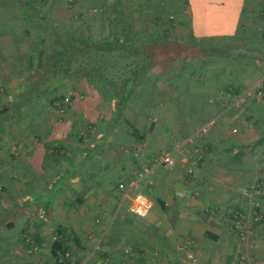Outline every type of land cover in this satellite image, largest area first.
I'll list each match as a JSON object with an SVG mask.
<instances>
[{"label":"crops","instance_id":"1","mask_svg":"<svg viewBox=\"0 0 264 264\" xmlns=\"http://www.w3.org/2000/svg\"><path fill=\"white\" fill-rule=\"evenodd\" d=\"M133 1L128 18L150 25L174 22L183 35H169L166 40L181 42L185 49L182 56L167 58L165 65L159 63L152 70L150 79L164 85L155 100L165 101L162 126L166 133L151 124L144 143V133L129 119L133 126L121 121L107 135L106 119L111 113L100 111L98 105L78 108L88 123L91 116L100 113L96 127L89 123L78 142L68 141L72 137L70 125H39L41 111L29 106L34 101L21 104L20 110L9 106L26 94L29 83L35 80L16 74L25 67L18 53L25 52L32 35H8L11 31L0 35V84L18 87L15 94H3L0 111L11 108L12 114L19 115L17 112L24 110L22 115L26 116L35 111V118L14 123H3L6 116L0 113V183L5 190L0 191V264H35L36 258L42 257L41 264L53 261L50 249L48 258L44 251L54 240L55 228L74 226L83 242L92 237L93 216L100 212L103 222H108L107 229L79 264H94L107 255L114 264H233L234 245L241 241L231 228L229 213L246 204L245 189L264 173V93H254L259 88L264 91V0ZM215 24L222 28L211 32L213 35L202 28ZM157 67L165 69L157 71ZM149 91L154 94L155 85H150ZM155 105L163 107L160 102ZM173 127L176 140L167 134ZM47 145L59 149L61 158L47 157ZM126 146L132 151L130 158L118 149ZM4 150L7 157L2 155ZM166 153L175 157L176 166L160 163ZM144 169L150 173L133 191L145 187L153 202L147 215L152 217L150 228H145L142 219L147 216L128 210L118 188L120 182L129 183ZM66 176L70 182L60 191L37 190L42 185L36 181L52 180L48 187L52 189ZM107 184L120 194L102 187ZM163 205L174 208L170 215ZM121 208L125 212L123 223L115 234L111 229ZM171 215L178 217L169 236ZM138 217L142 231L126 235L124 223L131 221L137 226ZM24 231L38 236L34 255L26 252ZM249 235L254 238L253 251L264 264V223ZM123 241L132 242L133 247H121ZM101 247L109 248H103L104 253L97 258ZM14 249L17 255L4 256Z\"/></svg>","mask_w":264,"mask_h":264},{"label":"rangeland","instance_id":"2","mask_svg":"<svg viewBox=\"0 0 264 264\" xmlns=\"http://www.w3.org/2000/svg\"><path fill=\"white\" fill-rule=\"evenodd\" d=\"M3 2H5L7 5L4 6ZM21 3V4H20ZM22 4L27 5H33L37 9H39L40 13L44 16L50 18L56 23H62V24H70L76 30L80 33H86L88 35L93 34L96 37L103 36L102 34H109L111 30L113 29L118 36L124 37V35L131 32L135 35H148L147 37H150L152 34L159 33L157 36H161V39L166 40V38L170 37L169 35H183L181 33V29H177L174 22L165 21L164 24H158L155 25L153 23L150 24H139V20H136L133 22L131 19L130 21L127 18V13L132 12V8L134 5L133 0H0V35L4 34V31H11L8 35H32L31 39L32 42L26 45L25 52H20L18 55L22 56L23 61L22 65L25 66L19 71H16V74H18L21 77H36L38 76L34 69L37 66V57L38 53L40 51L41 47V36L38 35V33L35 31V29L29 27L27 25V22L23 19V6ZM14 5V6H13ZM19 5V6H18ZM22 11V15H21ZM7 18V19H6ZM6 21V22H5ZM138 21V22H137ZM5 22V23H3ZM197 28L199 29V25L196 24ZM202 28L207 31L208 35H213L211 32H220V29L222 28V25L215 24V25H204ZM197 30V29H196ZM168 35V36H167ZM195 54H197V51L194 50ZM196 59V57H195ZM27 65V66H26ZM162 68L157 67V71H162ZM42 72V71H41ZM35 73V74H34ZM38 73V72H37ZM33 74V75H32ZM150 85H155V92L153 94L149 93V89H145V85H141L138 87L137 90L144 89L145 92H142L141 95H136V97H133L131 103L125 110V116L127 119H129L134 126L139 128L144 135L142 136L141 143H144V140L149 136V130L148 127L152 124H157L159 127H161L160 133L165 135V127L162 125L164 124V121H162V118L165 117V101L160 98L159 100H155V96H159L161 91L164 89L163 83L156 82L154 79H150L146 87H149ZM1 86H3L5 89L2 90ZM18 91V87L16 85H1L0 84V101L3 102L4 98L15 94ZM3 94L6 96L4 97ZM95 94L94 96L97 98V104L100 109V111H107L109 113H112L115 108V101L111 99V91L108 86H105L102 83H98L96 81H80L76 77H71L70 79L65 80L61 85H52L49 90L41 94L40 96L36 97V100L33 102V104L29 105L36 106L37 109L41 111L40 117H39V125H53L54 123H61L63 125H72V130L70 134L72 137L68 141L78 142L80 139V136L82 134H85L89 123L88 120L84 117L83 112L80 113L79 105L81 103H86L87 101L91 100V95ZM139 94V93H138ZM159 94V95H158ZM69 96L71 98V104L69 105L67 111L63 114L61 113L53 104L51 103V99L53 96ZM149 96L151 98H149ZM154 98V99H153ZM155 102L162 103L161 108H157L155 105ZM11 103V102H9ZM11 108H7L5 110L6 113H3L2 110L0 113L4 114L3 117L6 116V118H3L2 122H8V123H14L17 120L20 122L22 121V118L28 119V117L34 116L35 111L30 112L29 114L22 115L21 112H17L19 115L12 114ZM19 110V108H18ZM32 110H35L33 108ZM39 112V111H37ZM15 113V112H14ZM39 114V113H37ZM37 118V117H36ZM181 121L179 123L180 127L183 125V117L180 118ZM35 121V120H34ZM37 121V120H36ZM126 126H128L127 123L122 121ZM182 123V124H181ZM99 124L101 125V121H99ZM169 129L172 130V127ZM169 136H175L174 139L176 140L178 138V135L174 131L167 133ZM161 135V134H159ZM175 142V141H174ZM74 143V142H73ZM4 144V143H3ZM75 144V143H74ZM85 145V144H84ZM154 146H158L155 145ZM127 147V148H126ZM124 148H119L120 151H123L126 157L130 158V155H132V151H130L129 146H126ZM154 148V147H153ZM18 151V150H17ZM2 154L4 157H7L6 150L3 151ZM20 154V151H18ZM1 153V152H0ZM18 154V155H19ZM123 154V153H122ZM123 154V155H124ZM176 171V170H175ZM1 176V175H0ZM1 178V177H0ZM135 178V177H134ZM126 181V180H124ZM145 180H142V182ZM20 182V181H19ZM96 182V181H95ZM131 182V181H130ZM141 182V183H142ZM41 184V188L37 189L38 191H50L48 188L49 185L52 182V180L44 179L42 181H36L35 184ZM103 188H106L107 191H116L119 195V190L117 188H112L110 185L102 186ZM145 189V187H144ZM143 189V191H145ZM36 190V191H37ZM0 191L3 190V187L0 183ZM96 191V190H95ZM101 191V190H97ZM148 194V192H146ZM123 195V193H122ZM120 195V196H122ZM149 195V194H148ZM97 200H100L101 197L95 196ZM127 207V203L124 204ZM124 208V207H123ZM121 208V214H119L117 221L114 224L115 228H112L111 231L114 229V233L118 232L119 228L121 227V224L123 223L122 217H124V210ZM126 209V208H125ZM102 214L101 212L98 213L97 217L93 216V230L90 234L92 235L91 238H88L86 240H83L84 244L78 245L77 248L79 249V253L82 256H85L87 253H89L91 250H93L94 246L97 245L100 238L103 236L104 232L107 229V221L103 222L102 220ZM105 215V213H104ZM36 217H33L32 220H34ZM152 218L151 216H147L144 219V226L145 228H150L151 223H149V219ZM139 225L134 226L131 221L124 223L125 225V233L133 234L134 232L136 234H139L142 229L143 225L142 222L138 220ZM30 222V221H29ZM106 226V227H105ZM146 235H149V232L145 233ZM111 234L109 233V236ZM252 235V234H251ZM249 235V240L241 239V242L237 241V243L234 245L233 252V264H241L242 257L245 258L246 264H257L256 262H259L262 264V259L257 257V251H253L255 246H253L251 242V238L253 241V236L251 237ZM246 241V242H245ZM113 244V242H110ZM122 246H132V242L127 243L121 242ZM110 245V244H109ZM103 248L106 250L109 247H101L97 250L96 255L97 258L100 256V254L104 253ZM187 248V247H186ZM49 249L50 244L48 243L46 250L44 251V255L46 254V258L49 256ZM12 253H6L4 256H15L16 249L11 250ZM159 251H155L154 254ZM191 253V252H190ZM193 255V253L191 254ZM248 256L249 261H248ZM100 258V257H99ZM193 258V257H192ZM252 258V259H251ZM259 258V259H258ZM9 259V258H8ZM7 259V261H8ZM18 259H12L11 261H15ZM50 259H47L49 261ZM224 260V259H223ZM2 261V262H7ZM44 261V258H36L35 264H41ZM46 261V262H47ZM194 260H191L190 262H193ZM52 262V261H51ZM50 262V263H51ZM189 262V263H190ZM224 262V261H223ZM49 263V262H48ZM12 264V263H10Z\"/></svg>","mask_w":264,"mask_h":264},{"label":"trees","instance_id":"3","mask_svg":"<svg viewBox=\"0 0 264 264\" xmlns=\"http://www.w3.org/2000/svg\"><path fill=\"white\" fill-rule=\"evenodd\" d=\"M22 6L23 19L29 27L35 29L38 35L41 36L37 66L34 69V72L38 76L34 77L35 80L32 83H29L26 89L27 93L21 94L9 106L19 108L20 110L21 104L28 105L32 103L36 100L37 96L49 90L52 85H61L71 77H76L80 81H96L109 87L111 99L115 101V109L107 116L108 119H106L108 127L106 131L107 135L112 133L121 121L133 126L126 118L125 110L133 97L145 92L142 88L137 90L138 87L145 85V89H149L150 86L146 87V85L155 66L159 65V63L165 65L164 62L167 58L180 57L185 51L184 44L181 42L164 40L161 39V36H151V39L147 36L140 38L133 36L135 34L129 32L126 36L121 37L113 29L109 34H102L103 36L101 37H96L93 34L88 35L83 32L80 33L74 30L70 24L54 22L41 14L39 9L33 5L22 4ZM128 20L130 21L131 18H128ZM152 35H159V33L156 31ZM162 69L164 70L165 67ZM94 95H91L92 98L88 104L81 103L79 107L86 109L87 106L89 108L97 106V98ZM64 98L65 96L63 95L53 96L51 103L62 101ZM99 114L97 111L94 114L95 116H91L89 123L92 126L96 127V124H98L96 120L99 118ZM68 127L66 128L68 129ZM81 140L83 141V139ZM102 146L100 144L99 148ZM46 150L47 157L52 159L61 158V153H58L59 149H55L54 146L47 145ZM69 182V176L63 177L54 183L50 191H60ZM245 207L246 204H240L235 208L242 210L246 214ZM163 209L165 213H169L170 215L171 210L174 208L163 205ZM176 211L178 214L180 213L178 208H176ZM229 214L231 228L236 233L238 239H240V231L233 225L234 213L231 212ZM262 214L263 218L254 222L251 231L253 228L264 223V210ZM177 217L178 215H171V227L168 230L169 236L175 231ZM55 229L54 240L50 244V253L53 261L49 262L53 264H79L82 256L77 246L83 244V242L79 238L74 226H57ZM24 232L25 234L22 237L24 240L31 237L36 243L37 249L32 252L28 250L32 246L30 243L27 242L26 247L24 246L28 255H34L38 250V236L31 232ZM67 250L71 251V257L60 262V256ZM104 257H108V255ZM112 261L114 262L113 259Z\"/></svg>","mask_w":264,"mask_h":264},{"label":"built area","instance_id":"4","mask_svg":"<svg viewBox=\"0 0 264 264\" xmlns=\"http://www.w3.org/2000/svg\"><path fill=\"white\" fill-rule=\"evenodd\" d=\"M257 96H261L264 91L262 89H256L254 93ZM71 104V98L66 96L64 100L56 101L53 103L61 113H65ZM160 163H164L170 166H176L177 160L171 153H166L161 159ZM150 173L149 169H144L136 174V177L129 183L120 182L118 185L119 190L123 193V202L127 203V208L130 212L140 217L147 216L153 208V202L149 196L142 190L133 191L142 180H144ZM245 200L247 211L246 214L240 209L234 208L233 212V225L240 231L241 239L247 240L248 235L251 233V227L255 221L263 218V205H264V173L251 185H249L245 191ZM262 211V212H261ZM214 212V210H213ZM26 242L32 246L28 248L29 252L37 249L36 243L33 238L28 237ZM71 257V251L67 250L63 255L60 256V262H63ZM111 257H103L97 259L95 264H114ZM246 259L242 257L241 264H246ZM45 264H53L46 262Z\"/></svg>","mask_w":264,"mask_h":264}]
</instances>
